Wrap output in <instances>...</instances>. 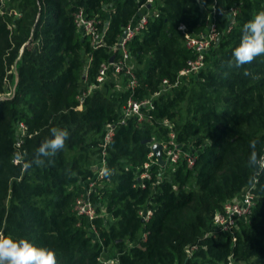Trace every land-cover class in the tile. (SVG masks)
I'll return each instance as SVG.
<instances>
[{
  "label": "trees",
  "instance_id": "trees-1",
  "mask_svg": "<svg viewBox=\"0 0 264 264\" xmlns=\"http://www.w3.org/2000/svg\"><path fill=\"white\" fill-rule=\"evenodd\" d=\"M214 2L157 0L160 15L127 44L138 85L128 87L122 72L89 91L102 63L118 57L111 46L140 2L0 1V234L53 250L58 264L264 261V168L248 164L252 141L264 156V55L227 66L243 25L264 10V0H217L225 15L216 16L220 39L205 67L163 86L194 56L180 25L206 31ZM232 6L240 7L235 23ZM81 8L101 20L104 46L93 47L78 30ZM131 97L152 99L153 108L121 123ZM110 123L116 128L105 145ZM53 127L69 132L64 148L44 166L25 167ZM171 131L196 154L192 166L185 156L165 165L150 156L152 144L169 142ZM16 153H26L25 160ZM103 159L111 175L99 178ZM148 163L150 177L141 178ZM252 186L251 213L222 230L217 215ZM81 196L94 204L93 218L76 210Z\"/></svg>",
  "mask_w": 264,
  "mask_h": 264
},
{
  "label": "built area",
  "instance_id": "built-area-1",
  "mask_svg": "<svg viewBox=\"0 0 264 264\" xmlns=\"http://www.w3.org/2000/svg\"><path fill=\"white\" fill-rule=\"evenodd\" d=\"M1 3H5L6 0H0ZM140 2L139 12L137 16L129 22L124 32L126 34H122L119 41H117L111 49L115 52H118V57L116 54L113 61L110 59L104 63H102L98 74H97V83L92 84L89 88V91L94 87H98L103 84L110 75L114 77L119 76L120 73L124 72L128 76V87L131 89H135L138 85V78L134 72V62L133 56L129 51L127 44L133 39L137 34L141 33L143 30L147 28V24L150 18H156L160 15V11L156 7L157 0H138ZM217 0H215L213 5V11L211 13L210 18H208V27L206 31H202L200 33L194 34L187 31V27L185 24L180 25V29L184 31V35L186 38L187 47L194 53L193 57H190L186 65L179 71V74L174 82L169 79L163 80L164 89H168L173 86H177L180 83V80L184 76H189L194 73H198L201 71L206 65V54L208 50L213 46L215 42L220 39V31L218 30L216 23V16L221 14L220 11L215 7ZM233 23L236 21V16L240 12L239 6H232L228 9ZM17 15L19 13L15 12ZM101 20L97 19V17H90L83 8L79 9L75 13V23L80 32L84 35H89L91 37V42L93 47L99 48L104 46L106 43L103 39L104 31H100L97 27L98 23ZM233 23L229 25L228 30H230L233 26ZM156 94H159L156 93ZM146 106H150L153 108L152 99H142L136 100L134 98H129L127 104L124 106L123 116L120 120L121 123H124L128 117L137 116L140 119L143 117V108ZM166 124L170 123L167 121ZM171 126V125H170ZM116 128V123H110L108 125V130L104 137L105 145L111 141L114 131ZM170 140L169 142L162 143L163 145V155L166 163H176L182 157H186L188 164L192 166L196 161V154L185 149L181 144L175 141V133L171 131L169 133ZM153 145V144H152ZM103 154H106L104 150ZM150 156H155L153 151L150 153ZM159 162V161H158ZM164 164V165H165ZM106 161L103 159L102 166L97 170V175L99 178H103L102 170L106 168ZM149 163L145 165L146 170L141 173V178L150 177L149 173ZM93 183H91V186ZM252 187L247 188L242 197L238 201L228 202L224 207V211L217 215V223L220 228L224 231H231L236 225L240 218H246L252 211L255 202L256 196L252 190ZM76 210L79 213H85L89 217L93 218L96 215V209L94 204L90 200L89 197H79L76 200ZM145 215V214H144ZM150 212H148L145 217L149 218ZM115 259H108L106 264H114ZM229 264H236L233 260L230 261ZM242 264V263H241Z\"/></svg>",
  "mask_w": 264,
  "mask_h": 264
},
{
  "label": "clouds",
  "instance_id": "clouds-1",
  "mask_svg": "<svg viewBox=\"0 0 264 264\" xmlns=\"http://www.w3.org/2000/svg\"><path fill=\"white\" fill-rule=\"evenodd\" d=\"M225 15L224 9H219ZM264 55V10L259 11L253 19L243 25L240 43L232 52L233 60L228 61L229 68H240L252 63L258 56ZM51 138L43 140L33 158L25 163V167L44 166L51 158L62 150L69 132L66 129L53 127ZM248 164L250 167L264 168V156H258L256 141H252ZM26 153H16V160H25ZM103 176L111 175V170L104 168ZM0 264H58L56 253L48 248L37 247L27 239L14 240L10 236L0 234Z\"/></svg>",
  "mask_w": 264,
  "mask_h": 264
},
{
  "label": "water",
  "instance_id": "water-1",
  "mask_svg": "<svg viewBox=\"0 0 264 264\" xmlns=\"http://www.w3.org/2000/svg\"><path fill=\"white\" fill-rule=\"evenodd\" d=\"M125 34H126V31L124 32V35ZM114 58H115V56H112L110 61H113ZM18 81H19V74L16 73V83L14 85V92L16 90ZM152 151H153L154 155L157 157L159 163L164 165L166 163V160L164 159V155H163V145H162V143H160V142L153 143Z\"/></svg>",
  "mask_w": 264,
  "mask_h": 264
},
{
  "label": "rangeland",
  "instance_id": "rangeland-1",
  "mask_svg": "<svg viewBox=\"0 0 264 264\" xmlns=\"http://www.w3.org/2000/svg\"><path fill=\"white\" fill-rule=\"evenodd\" d=\"M251 261L254 262L255 264H264V261H258L256 259H252ZM245 264H250V263L248 262V263H245Z\"/></svg>",
  "mask_w": 264,
  "mask_h": 264
}]
</instances>
